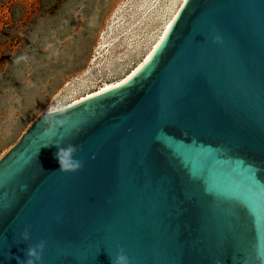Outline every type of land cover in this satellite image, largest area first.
Segmentation results:
<instances>
[{"label": "water", "instance_id": "obj_1", "mask_svg": "<svg viewBox=\"0 0 264 264\" xmlns=\"http://www.w3.org/2000/svg\"><path fill=\"white\" fill-rule=\"evenodd\" d=\"M32 249L264 264V0H185L129 79L32 124L0 160V264Z\"/></svg>", "mask_w": 264, "mask_h": 264}, {"label": "rangeland", "instance_id": "obj_2", "mask_svg": "<svg viewBox=\"0 0 264 264\" xmlns=\"http://www.w3.org/2000/svg\"><path fill=\"white\" fill-rule=\"evenodd\" d=\"M183 1L0 0V160L42 114L129 74Z\"/></svg>", "mask_w": 264, "mask_h": 264}, {"label": "bare ground", "instance_id": "obj_3", "mask_svg": "<svg viewBox=\"0 0 264 264\" xmlns=\"http://www.w3.org/2000/svg\"><path fill=\"white\" fill-rule=\"evenodd\" d=\"M184 2H185V0L183 1V3H182V5L184 4ZM182 5H181V7H182ZM180 7V8H181ZM179 10L180 9H178V11L176 12V14L171 18V20L165 25V27H164V29H163V31H162V33L160 34V36H159V38L155 41V43H154V45L151 47V49L147 52V54L144 56V59L142 60V61H140V63L139 64H137V66L136 67H134V69L129 73V74H125L126 76H124L122 79H120L118 82H116V83H113V84H105L104 85V89H102V90H100L99 92H96V93H94V94H92V95H89L88 97H84V98H82L81 100H78V101H76L73 105H76V104H78V103H80L81 101H84V100H86V99H88V98H90V97H92V96H94L95 94H97V93H100V92H102V91H104L105 89H109V88H111V87H113V86H116V85H118V84H121V83H123V82H125L127 79H129V77L142 65V64H144V62L149 58V56L153 53V51H154V49L160 44V42L162 41V39L164 38V36H165V34H166V32H167V30H168V28H169V26L172 24V22H173V20L175 19V17H176V15H177V13L179 12ZM96 57L93 59V61H95L96 62Z\"/></svg>", "mask_w": 264, "mask_h": 264}, {"label": "clouds", "instance_id": "obj_4", "mask_svg": "<svg viewBox=\"0 0 264 264\" xmlns=\"http://www.w3.org/2000/svg\"><path fill=\"white\" fill-rule=\"evenodd\" d=\"M37 248L42 250L43 244L37 245ZM29 255L35 257V260L34 261L30 260L29 264H37V262L40 259V256L39 253L36 251V249L30 250ZM115 264H129V259L125 254H121L116 258Z\"/></svg>", "mask_w": 264, "mask_h": 264}]
</instances>
